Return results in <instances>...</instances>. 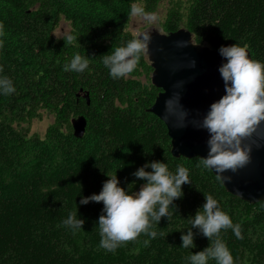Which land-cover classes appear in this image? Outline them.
Listing matches in <instances>:
<instances>
[{
    "label": "trees",
    "instance_id": "1",
    "mask_svg": "<svg viewBox=\"0 0 264 264\" xmlns=\"http://www.w3.org/2000/svg\"><path fill=\"white\" fill-rule=\"evenodd\" d=\"M163 1L169 2L165 33L185 28L197 44L215 50L247 46L264 63V0H0V78L15 88L0 91V264H190L187 257L211 243L193 228L195 247H181L204 195L241 226L242 239L232 229L220 233L235 264H264V203L252 206L229 194L198 158L172 155L167 127L152 112L161 89L146 53L120 79L102 63L101 56L134 38L130 5L156 13ZM62 19L77 38L70 44L54 36ZM75 53L88 56V68L65 72ZM44 112L54 122L42 138L26 126ZM79 117L87 121L81 139L72 124ZM153 161L173 173L187 168L191 183L182 186L169 218L153 223L156 238L142 234L114 252L101 248L103 203L80 200L99 194L115 173L119 186L134 193L145 181L133 173ZM76 210L83 229L63 224Z\"/></svg>",
    "mask_w": 264,
    "mask_h": 264
},
{
    "label": "clouds",
    "instance_id": "2",
    "mask_svg": "<svg viewBox=\"0 0 264 264\" xmlns=\"http://www.w3.org/2000/svg\"><path fill=\"white\" fill-rule=\"evenodd\" d=\"M132 17H141L149 24L158 20L155 12L146 11L136 2L130 5L129 18ZM2 30L3 24H0V35L3 34ZM75 39V36L67 35L65 44H70ZM151 39V32H142L124 46L113 47L110 53L101 56L111 78L120 79L130 75L137 68L141 56L148 51ZM219 54L226 60L218 69L224 82L225 94L210 105V110L199 123V127L207 131L209 138L207 156L198 159L204 168L215 171L218 181L229 183L231 177L224 173H235L249 163L252 148L250 144L245 145L243 142L257 133L264 122V63L251 59L247 46L238 44L221 46ZM89 63L88 56L75 53L63 70L81 73L88 68ZM0 91L4 95L15 92L9 78H0ZM172 104V100L165 102L169 114H172ZM184 116H187L186 112ZM149 168L151 171L146 170ZM133 175L138 180L145 181L138 192L129 194L120 187L115 173L107 175L108 179L103 183L99 194L80 200L82 205L89 202L103 203V212L98 220L101 237L99 246L109 252H114L126 242L137 240L142 234L156 238L157 232L152 230L153 223L159 224L162 218H169L173 202L183 196L182 186L191 183L187 168L178 166L173 173L166 163L159 161L145 164ZM204 199L202 208L191 219L192 228L187 234L181 235V247H195L192 231L195 228L211 243L202 251L187 257L190 264H208L209 259L215 260L216 264H235L220 233L222 230L232 229L235 236L242 239L241 226L232 222L212 195H204ZM63 224L73 230L83 229L84 220L78 218L76 210L69 213Z\"/></svg>",
    "mask_w": 264,
    "mask_h": 264
},
{
    "label": "water",
    "instance_id": "3",
    "mask_svg": "<svg viewBox=\"0 0 264 264\" xmlns=\"http://www.w3.org/2000/svg\"><path fill=\"white\" fill-rule=\"evenodd\" d=\"M149 48L156 69L155 82L162 90L152 112L168 129L173 156L188 160L206 157L209 136L199 123L210 105L225 94L218 69L226 60L219 54V49L196 44L192 34L185 29L151 39ZM248 54L251 58L249 51ZM86 99L89 103V96ZM168 100L173 101L172 114L166 111ZM72 124L75 137L83 138L87 128L85 117L72 120ZM181 124L185 126L180 127ZM243 143L251 145L250 161L235 173L225 172L231 181L223 185L228 193L246 203H264V122L257 133ZM211 171L216 176L215 171Z\"/></svg>",
    "mask_w": 264,
    "mask_h": 264
},
{
    "label": "rangeland",
    "instance_id": "4",
    "mask_svg": "<svg viewBox=\"0 0 264 264\" xmlns=\"http://www.w3.org/2000/svg\"><path fill=\"white\" fill-rule=\"evenodd\" d=\"M168 6H169L168 1H163L159 5L158 10L156 12L158 16V20L151 24L143 20L141 17H132L129 24L128 32L134 37L138 36L140 33L145 31H149L151 32V34L164 36L165 32L162 30V24L166 16ZM70 32H71V25L66 20L62 19L59 26L54 31V36L55 38H61L70 35ZM53 122H54V116L48 112H44L42 119L35 120L30 124V126H26V127H29L32 133L37 134L40 137L44 138L47 128ZM139 189L136 190L135 192H138Z\"/></svg>",
    "mask_w": 264,
    "mask_h": 264
}]
</instances>
